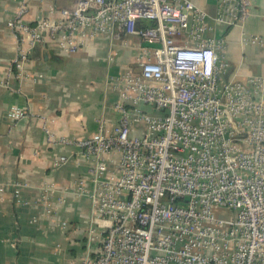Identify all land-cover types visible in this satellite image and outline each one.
<instances>
[{"label":"built area","instance_id":"2783aa9c","mask_svg":"<svg viewBox=\"0 0 264 264\" xmlns=\"http://www.w3.org/2000/svg\"><path fill=\"white\" fill-rule=\"evenodd\" d=\"M254 8L219 0L211 18L192 0H78L32 26L19 7L9 27L22 46L0 76L10 93H22L12 82L27 78L31 50L46 36L67 54L104 34L138 40L137 67L110 79L115 125L100 119L75 142L44 125L48 143L75 145L88 170L73 195L91 202L96 226L75 263L264 264V75L229 79L227 41L214 35L217 26L241 28L242 47H264L245 29ZM9 113L16 122L31 115L18 106ZM73 159L59 156L53 168ZM58 191L49 182L37 197L48 219L65 202Z\"/></svg>","mask_w":264,"mask_h":264},{"label":"crops","instance_id":"0c3cea01","mask_svg":"<svg viewBox=\"0 0 264 264\" xmlns=\"http://www.w3.org/2000/svg\"><path fill=\"white\" fill-rule=\"evenodd\" d=\"M192 1L211 18L216 16L219 0ZM252 1L254 14L245 29L264 38V0ZM77 2L0 0V76L7 79L22 46L21 36L9 27L22 4L27 6L23 20L33 26L41 19H60L59 11ZM214 35L227 41L229 79L264 75V47H242L241 28L217 26ZM139 56L138 40L129 36L100 35L76 54H67L46 36L31 50L25 66L27 78L12 82L22 93H10L0 85V264H77L87 253V235L96 226L93 208L88 199L73 195L75 184L88 178L87 166L78 159L75 145L51 146L44 125L55 138L73 142L94 134L100 119L115 125L119 115L114 106L119 98L109 87L110 79L135 69ZM14 106L31 115L13 121L9 112ZM62 155L74 159L54 169L56 158ZM49 182H55L57 194L65 198L51 219L42 216V202L37 201ZM17 191L27 205L17 202Z\"/></svg>","mask_w":264,"mask_h":264}]
</instances>
